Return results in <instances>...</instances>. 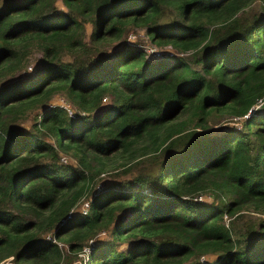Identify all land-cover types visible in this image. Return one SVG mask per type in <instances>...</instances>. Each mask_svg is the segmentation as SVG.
<instances>
[{
  "label": "trees",
  "instance_id": "trees-1",
  "mask_svg": "<svg viewBox=\"0 0 264 264\" xmlns=\"http://www.w3.org/2000/svg\"><path fill=\"white\" fill-rule=\"evenodd\" d=\"M0 264H264V0H0Z\"/></svg>",
  "mask_w": 264,
  "mask_h": 264
},
{
  "label": "rangeland",
  "instance_id": "rangeland-1",
  "mask_svg": "<svg viewBox=\"0 0 264 264\" xmlns=\"http://www.w3.org/2000/svg\"><path fill=\"white\" fill-rule=\"evenodd\" d=\"M259 3H258V1L251 7V9L249 10V12H254L255 10H257L258 9V5ZM169 20V17L168 16H165V17H163V18H161V21H168ZM131 34H130V36L133 38V39H142L143 40V42L146 44V45H150V43L147 41V39H146V37H144L143 36V33H142V31H138V30H135V31H132V32H130ZM52 104H54V105H58V106H60L61 107V105L63 104V105H65V106H68L70 103L63 97V96H56V97H54L53 98V100H52ZM259 104V103H258ZM260 106V105H259ZM258 106V107H259ZM235 125H239V123H235ZM62 156H64V157H66V159H67V161H68V159H69V162H71V163H74V160L70 157V156H68V155H63V154H61ZM71 158V159H70ZM151 171H154L153 170V168H151ZM101 181H99V179H98V182H96V184H97V186H96V188L99 190V189H102V185L104 186V183L103 182H101ZM102 184V185H101ZM88 197H89V195H88ZM211 201V198L210 197H207V201ZM85 201V200H84ZM104 237V234H100V236H99V238H103Z\"/></svg>",
  "mask_w": 264,
  "mask_h": 264
},
{
  "label": "built area",
  "instance_id": "built-area-1",
  "mask_svg": "<svg viewBox=\"0 0 264 264\" xmlns=\"http://www.w3.org/2000/svg\"><path fill=\"white\" fill-rule=\"evenodd\" d=\"M130 38H132V37L130 36ZM132 39H133V38H132ZM262 102H263V101L260 100V101H259V104L257 105V107H258ZM61 107L64 108V110L67 111V112L71 115V111H72V106H71V104H69L68 106H65V105L62 104ZM61 160H62V162H64V163L67 161L66 157H62ZM80 210H81L83 213L88 212V210H89V201H82V202H81V205H80ZM87 254H88V249L85 248L84 251H83V253H82L80 256H81V257H86ZM11 259H12V258H10L9 260H11Z\"/></svg>",
  "mask_w": 264,
  "mask_h": 264
}]
</instances>
